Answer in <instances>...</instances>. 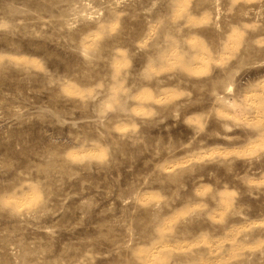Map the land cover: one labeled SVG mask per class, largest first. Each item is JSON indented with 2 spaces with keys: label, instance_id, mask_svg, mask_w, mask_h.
<instances>
[{
  "label": "clouds",
  "instance_id": "clouds-1",
  "mask_svg": "<svg viewBox=\"0 0 264 264\" xmlns=\"http://www.w3.org/2000/svg\"><path fill=\"white\" fill-rule=\"evenodd\" d=\"M0 264H264V0H0Z\"/></svg>",
  "mask_w": 264,
  "mask_h": 264
}]
</instances>
